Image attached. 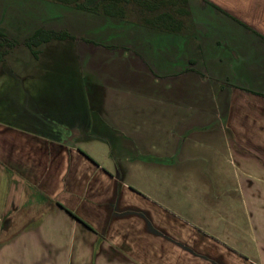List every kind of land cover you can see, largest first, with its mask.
I'll return each mask as SVG.
<instances>
[{"label": "crops", "instance_id": "obj_1", "mask_svg": "<svg viewBox=\"0 0 264 264\" xmlns=\"http://www.w3.org/2000/svg\"><path fill=\"white\" fill-rule=\"evenodd\" d=\"M199 1L193 30L104 20L131 44L108 59L132 53L160 93L98 76L80 108L43 109L31 63L0 65L26 92L0 96V264H264V0ZM9 102L31 125L8 124Z\"/></svg>", "mask_w": 264, "mask_h": 264}, {"label": "rangeland", "instance_id": "obj_2", "mask_svg": "<svg viewBox=\"0 0 264 264\" xmlns=\"http://www.w3.org/2000/svg\"><path fill=\"white\" fill-rule=\"evenodd\" d=\"M199 3L200 6L203 4L199 0H188V6H181L182 9L186 8L189 10L190 16L186 17L177 15L171 6L160 7L157 11L148 13L140 10V6L137 4L126 5V19L122 22L125 24L137 22V24L147 25V20H155L160 13L167 12L179 18L186 29L193 30V12L196 4ZM104 20L108 19L103 14L102 9L97 14H93L76 10L72 6L58 4L54 0H0V32L15 44V48L10 49V54L5 59L7 62H10V67L7 63V67L4 69L9 70L13 68L15 72L21 73L20 75L26 77L22 73V70L25 69L24 63H31L30 70L27 69L28 76L36 81V84L32 86L38 88L37 92L43 91L45 93V96L38 101L39 107L43 109L45 107H52L55 104L60 107L66 102L67 96L74 97L75 105L73 106L80 108L81 102L79 97L81 92H83L84 83L96 82L98 76L103 80L116 77L117 85L121 89L129 88L132 90L137 86L135 91L148 89L149 92L160 93L161 86L158 87L152 83L144 85L140 78V73H134L131 70L132 68L128 60H131L132 53L127 52L126 54L121 52L119 60H115L114 57L108 59V56L112 55L111 50L114 49L113 45L121 46L125 44L127 46H122L130 47L131 44L129 41L130 36H127V39L124 38L125 40H119L122 38L118 37V41H112L115 39L112 36L115 31ZM40 29L54 32L67 31L75 40H53L40 47L29 48L26 45V41L31 39L36 31ZM170 42L172 41L169 38H164L165 45L170 44ZM33 51L37 52L36 55ZM101 51H105V55ZM103 55L107 57L103 58ZM152 58L154 61L157 58L155 53H153ZM7 75L8 79L12 76L10 72ZM134 78H136V86L131 83V79ZM2 81H4L3 78L0 82ZM9 81L4 86V82L0 83V96L12 91L26 95L22 85L12 84L11 80ZM177 91H180V85ZM26 101L24 102L25 104ZM69 102L72 103L71 98H69ZM9 103L11 105L8 107L7 115L3 114L10 122L8 124L11 127H14L16 124L22 126L31 125L29 121L32 119L25 116V114L18 119L10 118V114L17 111L18 107L13 104L14 102ZM27 107L32 108V105H27ZM1 112H5V107H2V105L0 106V116L2 115ZM103 134L108 140L112 139L111 134L110 136L105 131H103ZM89 141L80 142V144L84 149L89 150L102 166L112 170L116 166L115 163L119 162L120 156L114 155L111 142L108 145V143L103 141L98 142L97 139ZM115 156L117 159H114ZM118 174L124 180V174L122 172ZM134 181H136L135 184L139 189H144L147 183L146 179L142 177Z\"/></svg>", "mask_w": 264, "mask_h": 264}, {"label": "trees", "instance_id": "obj_3", "mask_svg": "<svg viewBox=\"0 0 264 264\" xmlns=\"http://www.w3.org/2000/svg\"><path fill=\"white\" fill-rule=\"evenodd\" d=\"M58 4L72 6L76 10L97 14L101 9L103 14L109 19H126V5L137 4L143 12L153 13L160 7H173L174 12L182 17L190 16L188 9H182L181 6H188V0H54ZM172 13H160L155 20H147L148 24L155 28H163L171 31L179 29L183 22ZM75 40L67 31L54 32L40 29L36 31L31 39L26 41V45L33 49L53 40ZM0 65L5 61L6 56L15 44L0 32ZM2 44V45H1ZM2 47H6L3 49ZM35 52V53H34ZM36 55V51H33Z\"/></svg>", "mask_w": 264, "mask_h": 264}, {"label": "flooded vegetation", "instance_id": "obj_4", "mask_svg": "<svg viewBox=\"0 0 264 264\" xmlns=\"http://www.w3.org/2000/svg\"><path fill=\"white\" fill-rule=\"evenodd\" d=\"M183 27H185V26L182 25L180 28H183ZM2 48H3V49H6V47H2ZM14 48H15V47H14ZM12 49H13V48H12ZM10 51H11V50H10ZM8 54H9V53H8Z\"/></svg>", "mask_w": 264, "mask_h": 264}]
</instances>
